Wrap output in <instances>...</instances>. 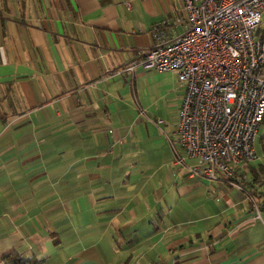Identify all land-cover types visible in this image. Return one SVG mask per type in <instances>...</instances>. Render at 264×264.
Segmentation results:
<instances>
[{
    "label": "crops",
    "instance_id": "obj_1",
    "mask_svg": "<svg viewBox=\"0 0 264 264\" xmlns=\"http://www.w3.org/2000/svg\"><path fill=\"white\" fill-rule=\"evenodd\" d=\"M160 22L183 32V1L0 0V264H264L245 191L264 202V159L187 172L171 145L185 85L122 72Z\"/></svg>",
    "mask_w": 264,
    "mask_h": 264
},
{
    "label": "built area",
    "instance_id": "obj_2",
    "mask_svg": "<svg viewBox=\"0 0 264 264\" xmlns=\"http://www.w3.org/2000/svg\"><path fill=\"white\" fill-rule=\"evenodd\" d=\"M182 1L187 28L168 35L165 22L158 23L154 44L122 72L174 71L186 88L177 136L171 140L175 163L210 180L232 178L258 157L264 120V0ZM190 158L197 164L188 166ZM245 191L260 214L261 204Z\"/></svg>",
    "mask_w": 264,
    "mask_h": 264
},
{
    "label": "trees",
    "instance_id": "obj_3",
    "mask_svg": "<svg viewBox=\"0 0 264 264\" xmlns=\"http://www.w3.org/2000/svg\"><path fill=\"white\" fill-rule=\"evenodd\" d=\"M264 123V120H263ZM262 150L264 153V136L262 137ZM252 172V179L251 183H260L264 186V167L260 166L258 170L254 169L253 167L250 168ZM253 196H255L254 192L250 191ZM264 197V193L262 195ZM261 207L264 206V202H261ZM4 259L7 261L8 264H36L33 263L31 260L25 259L23 256H21L19 253L15 251H7L3 255ZM39 264V263H37Z\"/></svg>",
    "mask_w": 264,
    "mask_h": 264
},
{
    "label": "rangeland",
    "instance_id": "obj_4",
    "mask_svg": "<svg viewBox=\"0 0 264 264\" xmlns=\"http://www.w3.org/2000/svg\"><path fill=\"white\" fill-rule=\"evenodd\" d=\"M261 31H264V23L261 26ZM264 136V123L262 124V127L260 129L259 135L257 137V141H256V151H257V159H255V161L253 163H259L260 161H262L264 159V153L262 152V137Z\"/></svg>",
    "mask_w": 264,
    "mask_h": 264
}]
</instances>
